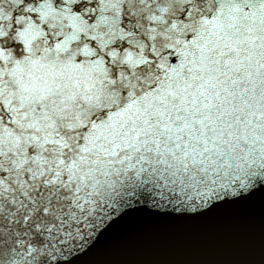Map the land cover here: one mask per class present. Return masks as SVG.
<instances>
[{"label":"snow or ice","instance_id":"obj_1","mask_svg":"<svg viewBox=\"0 0 264 264\" xmlns=\"http://www.w3.org/2000/svg\"><path fill=\"white\" fill-rule=\"evenodd\" d=\"M228 215L224 259L192 229ZM264 264V0H0V264Z\"/></svg>","mask_w":264,"mask_h":264},{"label":"water","instance_id":"obj_2","mask_svg":"<svg viewBox=\"0 0 264 264\" xmlns=\"http://www.w3.org/2000/svg\"><path fill=\"white\" fill-rule=\"evenodd\" d=\"M230 217L224 215L218 217L211 224L192 229L196 239L191 243L190 247L196 251L190 255H185L183 252L175 256L163 258H195V259H224L226 256V249L230 242L219 230V226L228 223ZM148 258L141 255L139 252L128 251L125 252L121 246L119 239L111 242L107 247L103 248L96 259L100 264H106L108 261L117 259H138Z\"/></svg>","mask_w":264,"mask_h":264}]
</instances>
